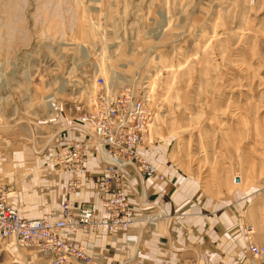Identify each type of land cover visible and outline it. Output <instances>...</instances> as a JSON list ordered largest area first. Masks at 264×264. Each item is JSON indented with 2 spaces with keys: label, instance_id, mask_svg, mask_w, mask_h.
<instances>
[{
  "label": "rangeland",
  "instance_id": "374dc122",
  "mask_svg": "<svg viewBox=\"0 0 264 264\" xmlns=\"http://www.w3.org/2000/svg\"><path fill=\"white\" fill-rule=\"evenodd\" d=\"M100 79L112 94L131 86L149 98L143 156L164 185L156 202L148 179L127 169L137 224L125 234L139 239L135 257L119 244L121 258L159 264V250L162 264H186L155 241L207 221L227 233V245L217 235L213 247L227 249L199 251L188 264H259L237 238L245 231L249 246L252 226L253 243L264 245V0H0V184L23 217L55 215L68 198L73 142L87 146L91 175L106 170L79 123ZM89 191L85 181L79 194ZM40 257L0 239V264H47Z\"/></svg>",
  "mask_w": 264,
  "mask_h": 264
},
{
  "label": "built area",
  "instance_id": "2783aa9c",
  "mask_svg": "<svg viewBox=\"0 0 264 264\" xmlns=\"http://www.w3.org/2000/svg\"><path fill=\"white\" fill-rule=\"evenodd\" d=\"M99 85L102 90L95 96L92 108L79 117V123L107 159L106 170L91 175L86 168L87 146L83 141L73 142L66 149L71 160L69 196L57 214L37 219L24 218L9 203L6 186L0 184V239L35 248L47 264H100L90 248L93 239L125 234L137 224L126 193L127 169L146 179H163L154 163L141 153L154 120L149 98L131 86L112 94L103 79ZM85 181L93 182L100 208L75 199ZM253 235V227H247L249 252L254 260L264 264V245L253 243Z\"/></svg>",
  "mask_w": 264,
  "mask_h": 264
},
{
  "label": "crops",
  "instance_id": "0c3cea01",
  "mask_svg": "<svg viewBox=\"0 0 264 264\" xmlns=\"http://www.w3.org/2000/svg\"><path fill=\"white\" fill-rule=\"evenodd\" d=\"M147 147V146H146ZM143 148L144 149H146ZM143 150L141 151L142 155H144ZM145 156V155H144ZM98 164L99 162L97 160H95V158H93L92 153L88 152V167L91 170H98ZM67 183V182H66ZM146 184L148 186V191L150 195H155V200L156 202L159 201L161 199L162 193H163V188L164 185L160 182H158L156 180V178H151L148 179L146 181ZM133 185V180L129 181V189L128 191H126L127 196L130 198V202L133 203L132 200V192L130 191ZM83 194V195H82ZM171 197V201L172 202H176L175 199V194L170 195ZM75 199L79 200V201H83L85 203H93L95 207L100 208V202L98 200V195L95 192H87L86 194L81 193L78 194ZM80 199H84V200H80ZM65 201V200H64ZM63 201V202H64ZM170 206L171 204H167V209H169V214L171 215L170 212ZM134 207H132L133 209ZM135 210V208H134ZM136 211V210H135ZM149 215L147 214H142V218L145 219L147 221ZM203 216V214H202ZM25 218V217H24ZM28 219V218H27ZM37 219V218H34ZM236 219V218H235ZM202 220H206L205 216L202 217ZM199 223V225L197 224V227L194 228L193 232H182L179 228L176 227H171L170 230H168V234H165L166 236H172V234L177 235V241L174 240L172 241V239L167 238L166 236L162 238L159 236V234H157V232L152 233L151 234V238L153 237V239L159 238L158 242L155 241V245L156 247H158L159 245L163 248L167 245H170V248H172V250L175 253H172L174 258L177 259V256L180 254V256L183 258V260L186 262V264H188V262H190V260H192L194 258V256L196 255L197 252L200 251V253H202L203 250H226L224 247H221V245H219L218 248L213 247V245H215L214 243L216 242L215 240L217 239L216 236H219V240H223L225 243L224 245L226 246V239L227 238V233L225 231V229H223V231H221L219 234H217L215 231L213 232V226H211V224H209V222L207 221H202V224H200V221L197 222ZM240 224V223H239ZM227 226V225H226ZM237 229V223H230L229 226V231H234ZM207 230L205 232V234H200L201 231ZM179 234V236H178ZM208 237H207V235ZM185 235V236H184ZM236 235V234H235ZM206 236V237H204ZM185 237H191L190 240ZM173 238V237H172ZM201 238H204L205 240L202 241ZM139 237L136 235H132V233L129 234V236L127 234H123V235H117L115 237H107V235H100L99 237H97L96 239H93V241L90 243V248L93 252V255L97 258V261L100 264H133L132 260H123L121 258V254L124 253L123 251H119V250H123L122 247L119 249V244H121L123 241L127 242V249L124 250H131L130 254L132 253V256L135 257L136 255V244L138 242ZM165 239H168L167 243H164ZM242 244L245 245L246 250L249 252V248H248V244L246 241V235H245V231L243 233V235L239 236V238H237ZM77 240H80V238L78 237ZM147 242H144V244ZM152 245V244H150ZM140 247L142 248L141 250L146 249L147 247H149L148 245H143V243L140 245ZM233 250L235 248H232ZM140 250V248H139ZM160 251L158 250V256H159V264H162V258L159 255ZM235 253V252H233ZM157 254V252H156ZM251 254V253H250ZM139 255V254H138ZM252 256V255H251Z\"/></svg>",
  "mask_w": 264,
  "mask_h": 264
},
{
  "label": "bare ground",
  "instance_id": "6f19581e",
  "mask_svg": "<svg viewBox=\"0 0 264 264\" xmlns=\"http://www.w3.org/2000/svg\"><path fill=\"white\" fill-rule=\"evenodd\" d=\"M153 125V124H152Z\"/></svg>",
  "mask_w": 264,
  "mask_h": 264
}]
</instances>
